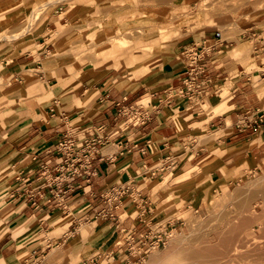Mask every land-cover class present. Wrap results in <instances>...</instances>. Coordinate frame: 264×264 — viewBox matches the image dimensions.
I'll list each match as a JSON object with an SVG mask.
<instances>
[{
    "label": "crops",
    "instance_id": "obj_1",
    "mask_svg": "<svg viewBox=\"0 0 264 264\" xmlns=\"http://www.w3.org/2000/svg\"><path fill=\"white\" fill-rule=\"evenodd\" d=\"M78 6L81 9L92 7L88 0H80L75 8ZM262 13H254L253 19L239 27V32L232 33L231 39L229 35L223 37L221 32V39L216 40L214 34L218 30H206L198 39L192 37L180 45L177 52L161 53L149 64L146 73L140 72L143 75L140 78L130 72L120 74L121 70L113 68L114 73L99 76L86 72L76 92L67 87L64 93L58 94L70 99L67 109L57 110L60 101L56 99L49 102L48 84L38 82L28 86L24 82L23 75L29 79L33 71L29 64L37 65L33 54L13 57L10 65L2 57L5 63L0 66V97L8 76L11 87L5 98L14 107L12 114L4 118L8 126L0 134V150L6 157L2 166L7 164L5 177L0 180L5 179L0 184V213L5 216L0 221L3 226L0 229V264H21L24 252L34 249L47 256L52 247L64 244H71V252L66 253L70 257L64 256L65 264L100 261L129 264L133 244L148 245L157 235L153 234L152 225L163 219L154 216L145 189L136 193L135 188L162 177L167 157L180 164L181 154L197 147L190 139L197 125H206L218 133L211 144L196 149L190 163L197 165L209 160L204 169L226 170L223 175L212 171L199 176L198 183L187 187L193 192L187 200L196 204L204 193L212 196L220 191L225 194L231 190V185L239 186L241 182L245 186L247 181H238L236 177L254 168L255 157L264 152V110L258 106L261 96L257 90V86L264 83V45L254 43L253 47L254 57L261 61L260 69L247 66L245 53L248 40L263 42ZM62 20L43 22L42 31L35 37L38 55L44 54L51 45L47 41L52 39V34L56 41L67 37L61 28L69 22L67 18ZM74 33L70 30L69 35ZM190 46L202 51L201 61L195 64L194 70L186 57ZM234 51L241 53L240 56L234 57ZM17 52L22 54L20 50ZM192 72L198 74L189 80ZM65 93L70 96H63ZM75 98L79 100L78 105ZM117 103L148 106L153 111L151 119L139 126L123 125L125 119L118 115ZM67 132L76 138L90 134L106 137L94 161L95 176L89 184L77 179L79 187L66 195L63 207H58L56 200L46 202L50 195L47 190L43 197L29 200L25 192L39 186L40 165L50 163L52 166L57 161L55 145ZM142 175L147 177L141 178ZM112 186L130 188L122 201L131 196L135 199L124 201L116 209L109 206L103 195ZM137 200L144 212L132 216L130 213ZM102 208L112 217H96V212ZM83 225L89 230L81 239ZM88 236L90 243L87 245L83 242ZM86 246L89 247L87 251ZM79 250L85 251L83 255H95L79 261Z\"/></svg>",
    "mask_w": 264,
    "mask_h": 264
},
{
    "label": "rangeland",
    "instance_id": "obj_2",
    "mask_svg": "<svg viewBox=\"0 0 264 264\" xmlns=\"http://www.w3.org/2000/svg\"><path fill=\"white\" fill-rule=\"evenodd\" d=\"M166 1L163 4L158 0H88L92 7L81 9L80 6L75 8L80 0H0V66L5 63L1 60L2 57H5L10 65L13 57H21L26 53L33 54L37 65L29 64V67L33 69L29 79L34 80L29 81L23 75L24 82L28 86L38 82L48 84L50 91L47 95L51 97L49 102L56 99V101H60V105L56 107L57 110L67 109L70 99L62 98L58 94L64 93L67 87L71 92H76V87L86 72L91 71L95 76H99L114 73L113 68L121 70L120 74L125 75L130 72L135 78H140L143 76L140 72L146 73L149 64L157 59L161 53L171 55L177 52L180 45L186 43L192 37L198 39V35L203 34L206 30H218L222 32L223 37L227 38V35H229L228 38L231 39L232 33L239 32L237 29L253 19L254 13L256 15L264 12V0ZM61 18L63 20L67 18L69 22V25L60 27L63 30L62 34H68L67 37L64 40L56 41L54 40L55 34H52V39L47 41L51 45L45 49L44 54L38 55L39 51H37L38 46L35 37L42 31L43 22L47 19L58 22ZM75 20H77V24L74 23ZM95 24L98 25L95 26ZM70 30H74L75 33L69 35ZM104 31L109 37L115 36L117 33L125 36V44L133 51L134 61L130 59L127 62L115 61L110 64L105 63L96 66L84 62L82 58H75L73 61V58L68 56L70 54H68V51L76 52L84 43L86 44L85 47L95 43L99 40L98 35L104 33ZM138 31H141V33ZM127 34L129 37H126ZM262 36L263 42H257V40L247 41L246 63L250 69L261 68L260 59L255 58L253 55V47L254 43L264 45V33ZM17 50L22 51V54H18ZM240 54L233 52L234 57H239ZM60 55L63 57L53 64L43 63L47 58ZM63 60L71 61V64L63 63ZM135 69L137 72H135ZM9 87H11V84L7 76L4 79L0 97V134L8 126L4 118L12 114V108L14 107L10 106L11 102L5 98ZM257 90H259L261 96L258 106L264 110V83L258 85ZM65 95L68 94H63V96ZM75 104H79L77 98H75ZM197 128L194 130L196 133L190 136V139L197 143V147L194 150L188 149L182 153L180 164L175 163L168 168H164L162 177L151 179L135 188L136 193L139 189H145L154 216L163 217L152 227L153 234L164 236L166 239L164 244L159 247L156 246V242L153 247L150 243L146 247L133 244L129 264H183L185 261L179 262V260H176L175 254L178 250L172 254H167L174 235L178 231L184 235H189L192 230L196 232L198 229L204 230L207 227L211 229L213 226H216L221 232V235H219L220 240L214 242L218 244L220 250L229 248L230 251L235 248V245H238L236 246L239 247V253L237 254L244 260L251 261L254 258L264 262V181L261 183L262 186L258 185L259 187H254L251 191L243 189L244 186L241 182L239 186L231 185V190L225 194H221L220 191L212 196L209 193H204L197 199L196 204H193L192 200H187L193 193L188 191L187 187L198 183L199 176L210 174L212 171L223 175L226 170L220 171L218 167L204 169L203 166L209 160L197 165L190 163V158L193 157L196 149L211 144L218 133V130H209L206 125H197ZM209 148H211L210 145ZM4 158H6L4 151L0 150V180L5 177L7 164L2 166ZM227 170H230V168H227ZM263 175L264 152L255 157L254 168L241 172L236 180L253 184L259 182L260 184ZM146 177L141 176V178ZM4 180L0 181V184ZM9 198L11 200V196ZM130 199H135V196L124 200L125 203ZM142 212H144V209L140 207V202L137 200L130 214L136 216ZM238 213L241 215V219L235 220L233 216L237 217ZM127 214H124L123 218ZM3 215V212L0 213V221L5 217ZM149 221L148 219L147 222L149 223ZM85 223L90 226L89 223ZM167 223L169 225L166 226ZM2 227L0 226V229ZM256 229L258 230L256 231ZM231 231H235L234 238L231 237ZM236 234H239V236H236ZM88 238L89 236L83 243L88 245L90 243ZM222 244H228V246L224 248L220 246ZM231 244L233 245L231 246ZM70 246L71 244H64L56 248L52 247V251L46 256L49 264L54 262L65 264L63 262L64 256H69L66 253L71 252ZM88 248L86 246L85 251ZM55 250H58V252L53 256ZM85 251L81 252L79 250V261L84 258H92L95 255V253L83 255ZM154 252H157L155 256L152 255ZM199 252L200 257H196L191 262L199 260V264H203L202 254L204 253ZM27 253L28 251L24 252L21 259ZM95 264H106V262L100 261ZM112 264L118 263L113 261Z\"/></svg>",
    "mask_w": 264,
    "mask_h": 264
},
{
    "label": "built area",
    "instance_id": "obj_3",
    "mask_svg": "<svg viewBox=\"0 0 264 264\" xmlns=\"http://www.w3.org/2000/svg\"><path fill=\"white\" fill-rule=\"evenodd\" d=\"M215 39H221V32L217 31ZM202 51L197 46H190L187 50L188 65L191 70L195 69V64L201 61ZM194 78L198 73H191ZM117 113L122 116L125 121L123 125L139 126L145 124L151 119L153 111L148 106H126L122 103H117ZM122 125V126H123ZM100 130V128L98 129ZM107 141L106 137L97 135H86L82 138H76L74 135L65 133L56 143L54 151L56 152L57 161L51 166L50 163H42L38 170L37 182L39 186L34 191L25 192L29 200H34L36 196L43 197L44 190L49 191V197L46 198V202L57 201L58 207H63L66 195L74 188L79 187L77 179L89 184L92 177L95 176L96 170L94 161L96 155L99 153L100 148ZM167 168L174 165V161H171L167 157ZM41 179V180H40ZM130 188L128 186H112L109 188L103 197L109 206H114L116 209L120 204H123L122 197H124ZM105 216L112 217V214L108 210L102 208L96 212V217L102 218ZM164 236L156 235L150 242L151 247H159L164 244ZM145 247L147 245H144ZM21 264H47L46 254L37 251L36 249L28 251L23 256Z\"/></svg>",
    "mask_w": 264,
    "mask_h": 264
},
{
    "label": "bare ground",
    "instance_id": "obj_4",
    "mask_svg": "<svg viewBox=\"0 0 264 264\" xmlns=\"http://www.w3.org/2000/svg\"><path fill=\"white\" fill-rule=\"evenodd\" d=\"M158 1L160 3H163L166 0H158ZM168 5H170V3H168ZM174 6H176V5H174ZM112 22H113V20H112ZM74 23L77 24V20H75ZM97 25L98 24H95V26H97ZM159 29H161V28H159ZM130 31H132V30L130 29ZM139 33H141V31ZM131 34H132V32H131ZM141 36H143V35H141ZM126 37H129V35ZM130 37H132V36H130ZM98 39L99 40H97L95 43L88 45V47H85L86 44L84 43V45L79 50H76V52L68 51V54L70 53L68 56L70 58H73V61L75 58H82L84 62H88V63L94 64L96 66H100V65L105 64V63L110 64L111 62H115V61H120V62L126 61L127 62L130 59H132L134 61L133 51L131 49H129L128 46L125 44L126 38L122 34L117 33L115 36L109 37L106 35V32L104 31V33H100L98 35ZM147 47L149 48V46H147ZM62 57L63 56L60 55L58 57L55 56L52 58H47L46 60L43 61V63H46L48 65L53 64L55 61H58V59H61ZM62 62L66 63V64L68 63V65L71 64V61H68V60H63ZM135 62H137V61L135 60ZM263 181H264V175L262 176V178L260 180V184H259V182L256 184L248 182L243 187V189L251 191L252 189H254V187H257L258 185L262 186L261 183ZM263 186H264V184H263ZM240 211H244V210H240ZM233 217L235 220L241 219V215L239 213H238L237 217H235V216H233ZM88 230H89V228L85 225H83L81 227V239H84V237L88 233ZM257 230L258 229H256V231ZM220 233H221L220 230L216 226L215 227L213 226V228H211V229H208V227L204 230L198 229V231H196V232H193V230H192V231H190L189 235H184V234H182V232L180 233V231H178L174 235V238L172 239V241L170 242L172 246L170 245V249L168 250L167 254L168 255L172 254L178 250V252L175 254L176 260H179V262L185 261L183 264H199V262H200L199 260H197V261L195 260V261L191 262V260L196 259V257H200L199 251H202V253H204V254H202L203 255L202 256L203 264H264V262L259 261V259L253 258L250 261L248 259L244 260V258H241L239 256V254H237V253H239L238 252L239 247H236L238 245H235V248H233V250H230V251L228 250L229 248H227L226 250H220V248L218 247V244L214 243L217 240H220V237H219V235H221ZM231 233H232L231 237L234 238L235 237V231H231ZM236 236H239V234H236ZM232 245L233 244H231V246ZM220 246L226 248L228 246V244H222ZM57 252H58V250H55L52 255L53 256L56 255ZM155 254H157V252L152 253L153 256H155Z\"/></svg>",
    "mask_w": 264,
    "mask_h": 264
}]
</instances>
